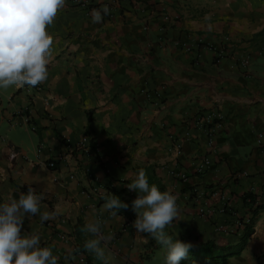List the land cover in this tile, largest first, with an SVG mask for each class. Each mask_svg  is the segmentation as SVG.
<instances>
[{
    "label": "crops",
    "instance_id": "crops-1",
    "mask_svg": "<svg viewBox=\"0 0 264 264\" xmlns=\"http://www.w3.org/2000/svg\"><path fill=\"white\" fill-rule=\"evenodd\" d=\"M47 32L40 89L0 90V202L32 188L42 212L58 210L22 229L58 264H165L164 247L133 227L138 193L127 185L141 170L177 197L167 235L235 226L248 215L244 195L264 201V0H67ZM209 113L222 122L214 135L196 123ZM106 187H127L131 218L103 209ZM97 220L111 237L104 256L76 252ZM239 233L215 243L235 248ZM216 264H264V210L246 244Z\"/></svg>",
    "mask_w": 264,
    "mask_h": 264
},
{
    "label": "clouds",
    "instance_id": "clouds-1",
    "mask_svg": "<svg viewBox=\"0 0 264 264\" xmlns=\"http://www.w3.org/2000/svg\"><path fill=\"white\" fill-rule=\"evenodd\" d=\"M67 0H0V90L11 86L34 87L48 78V65L52 58L53 38L47 32L58 11ZM109 9H94L93 23H101ZM138 196L132 201L136 213L133 227L139 234L147 233L166 250L165 264H182L189 256L191 243L173 239L165 228L178 218L177 197L169 191H161L150 185L146 173L141 170L134 181L127 185ZM43 196L29 188L18 199L0 202V264H58V257L50 247L41 245L37 232H22L25 218L39 216L41 223L55 219L58 210L41 211ZM128 204L116 195L106 197L103 209L118 215ZM102 223L88 222L85 230L94 238L84 247L98 257L104 256L102 242L111 239L102 231Z\"/></svg>",
    "mask_w": 264,
    "mask_h": 264
},
{
    "label": "trees",
    "instance_id": "trees-1",
    "mask_svg": "<svg viewBox=\"0 0 264 264\" xmlns=\"http://www.w3.org/2000/svg\"><path fill=\"white\" fill-rule=\"evenodd\" d=\"M111 194L118 196L122 202L128 204V208L120 209L118 214H124L131 218V216L133 215V211L129 208V200L126 197L128 195L127 187L118 189H115L113 187H106L105 194L100 198L101 200H103L102 198L106 200V197L110 196ZM243 201L244 204L248 207V215L245 219H241L240 225L236 228V231L238 230V233H240L239 240L235 245V248H230V245H228V243L219 246L213 240L189 241L187 238L182 236L178 237L173 234L169 235L171 236L173 241H175V239H179L183 242L191 243L193 245V247L189 250V256L184 261H182L183 263L189 262L190 264H216L218 261H224L232 254L238 252L246 244L247 240L253 232V225L256 217L258 216V213L264 210V201L256 200V196L250 193L244 195ZM82 233L83 230L80 227L79 223H77L75 234L81 235ZM77 244L78 246L76 247L75 251L85 254V243L80 244V242H78ZM88 260L89 259H87V262H89Z\"/></svg>",
    "mask_w": 264,
    "mask_h": 264
},
{
    "label": "rangeland",
    "instance_id": "rangeland-1",
    "mask_svg": "<svg viewBox=\"0 0 264 264\" xmlns=\"http://www.w3.org/2000/svg\"><path fill=\"white\" fill-rule=\"evenodd\" d=\"M198 216H201V217H207L209 216L208 214H205L203 212H200L198 214ZM210 218V217H209ZM208 219V217H207ZM240 221L241 219H237V222H235V226L234 225H228V223H212V229L211 230V233H207V232H202L203 229H201V232L200 233H189L188 236H186V238L190 239V240H193V239H206V240H213L214 242H216V239L214 238L216 235L219 234L220 237H225L227 235H232L233 234V231L240 225ZM198 229V228H196ZM198 231H200L198 229ZM210 232V231H209ZM216 233V234H215ZM205 235V236H204ZM183 264V262H182Z\"/></svg>",
    "mask_w": 264,
    "mask_h": 264
},
{
    "label": "built area",
    "instance_id": "built-area-1",
    "mask_svg": "<svg viewBox=\"0 0 264 264\" xmlns=\"http://www.w3.org/2000/svg\"><path fill=\"white\" fill-rule=\"evenodd\" d=\"M245 63H242V65ZM36 89H40L39 85L35 86ZM197 124H202L203 127H206V132L210 135H214L215 131L222 128V122L220 120L217 119V117L213 114V113H209L207 116H205L203 119H199L197 122ZM210 135L208 137H210ZM209 143L211 144L212 141L211 139L209 140ZM176 150L178 153H180L181 151V146L180 145H176ZM37 151L39 152V148L37 149ZM48 166L52 167L54 166V162L50 161L48 163ZM209 166V161L205 160L204 163H202L198 170L201 171L202 168L204 167H208ZM82 264H88L87 261H84Z\"/></svg>",
    "mask_w": 264,
    "mask_h": 264
}]
</instances>
